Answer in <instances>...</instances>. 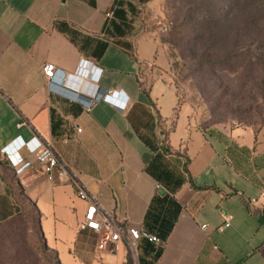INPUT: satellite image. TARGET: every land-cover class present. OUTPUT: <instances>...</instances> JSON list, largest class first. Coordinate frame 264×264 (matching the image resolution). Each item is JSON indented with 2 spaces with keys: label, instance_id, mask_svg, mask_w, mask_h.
I'll list each match as a JSON object with an SVG mask.
<instances>
[{
  "label": "crops",
  "instance_id": "1",
  "mask_svg": "<svg viewBox=\"0 0 264 264\" xmlns=\"http://www.w3.org/2000/svg\"><path fill=\"white\" fill-rule=\"evenodd\" d=\"M161 4L0 0V227L31 210L58 264H131L123 244L100 252L78 232L76 186L119 225L161 240H140L137 264H264V128L204 127L179 102L151 21ZM116 8L124 19L108 20ZM81 60L97 81L77 76ZM34 139L70 178H48L32 157L21 173L10 167L2 150L18 156L11 144Z\"/></svg>",
  "mask_w": 264,
  "mask_h": 264
},
{
  "label": "rangeland",
  "instance_id": "2",
  "mask_svg": "<svg viewBox=\"0 0 264 264\" xmlns=\"http://www.w3.org/2000/svg\"><path fill=\"white\" fill-rule=\"evenodd\" d=\"M220 11L235 15L218 24L215 17ZM260 20H264V0H162L160 12L153 16L157 28L167 25L161 34L178 100L189 105L202 126L264 128V23ZM243 28L237 37L235 33ZM34 219L28 214L0 227V264H57Z\"/></svg>",
  "mask_w": 264,
  "mask_h": 264
},
{
  "label": "built area",
  "instance_id": "3",
  "mask_svg": "<svg viewBox=\"0 0 264 264\" xmlns=\"http://www.w3.org/2000/svg\"><path fill=\"white\" fill-rule=\"evenodd\" d=\"M106 18L112 20L113 12L106 14ZM158 29L161 33H164L167 30V25H161ZM54 72L52 65L46 64L42 67V74L47 81L52 80ZM99 75L100 70L91 66L90 63L83 60L79 62L77 76L81 78L88 77L92 81H97ZM116 105L119 106L120 104L117 103ZM17 127L19 128L20 125ZM11 146L17 147L19 150L18 156L12 155L8 149L2 150V154L16 173H21L29 168L31 166L29 159L32 157L43 173L48 175V178L53 170H59L60 174L70 178L69 172L60 163L52 149L44 146L37 139H34L33 144L29 147L27 144L18 141H14ZM75 197L86 205L83 217L78 224V232L94 234L97 237L96 249L98 251H111L121 243L128 251L131 264H137L136 246L140 240L143 239L155 246L160 245V241L156 237L141 232L134 227L121 226L116 223L102 212L97 199L93 195L78 186L75 188ZM204 228V226L201 227L202 230Z\"/></svg>",
  "mask_w": 264,
  "mask_h": 264
},
{
  "label": "trees",
  "instance_id": "4",
  "mask_svg": "<svg viewBox=\"0 0 264 264\" xmlns=\"http://www.w3.org/2000/svg\"><path fill=\"white\" fill-rule=\"evenodd\" d=\"M247 2H249V0H246ZM117 6H121V4L120 3H117ZM250 7H252V6H248L247 8H248V12H250L251 10L249 9ZM221 13H219V14H217V16L215 17V23H220V22H224L225 23V19H227L228 18V16H229V14H230V16L232 15V17L235 15V13H234V11H228L227 13H224L223 14V11H220ZM221 14H222V18H220V16H221ZM204 16H206V15H204ZM114 18H119V19H124V12L122 11V10H119V9H114L113 10V19ZM222 20V21H221ZM258 22H261V23H264V20H260V21H258ZM251 23H252V20L249 22V25H251ZM110 25H111V27L112 28H116L114 25H113V22H110ZM154 27H156L157 28V26H154ZM245 28H243V29H241V30H238L237 31V33H235V35L238 37V36H240V35H242L243 34V30H244ZM28 214H34L31 210L28 212ZM35 216V215H34ZM21 217H23V216H21ZM20 218V217H19ZM10 223V222H9ZM8 224V223H7ZM34 224H35V227H36V229H37V231L39 232V229H38V226H37V224H36V216H35V219H34ZM6 225V224H5ZM4 226V225H3ZM39 236H40V239H41V235H40V232H39ZM159 240V239H158ZM41 241H42V239H41ZM160 241V244H161V240H159ZM43 243V242H42ZM44 244V243H43ZM45 246V245H44ZM46 248V247H45ZM47 249V248H46ZM54 254V253H53ZM54 257H55V255H54ZM55 259H56V257H55ZM56 262H57V260H56ZM57 264H58V262H57Z\"/></svg>",
  "mask_w": 264,
  "mask_h": 264
},
{
  "label": "water",
  "instance_id": "5",
  "mask_svg": "<svg viewBox=\"0 0 264 264\" xmlns=\"http://www.w3.org/2000/svg\"><path fill=\"white\" fill-rule=\"evenodd\" d=\"M94 104V102L91 103V105Z\"/></svg>",
  "mask_w": 264,
  "mask_h": 264
}]
</instances>
